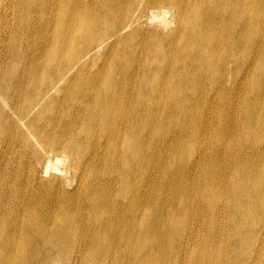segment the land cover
<instances>
[{"label": "bare ground", "instance_id": "6f19581e", "mask_svg": "<svg viewBox=\"0 0 264 264\" xmlns=\"http://www.w3.org/2000/svg\"><path fill=\"white\" fill-rule=\"evenodd\" d=\"M0 264H264V0H0Z\"/></svg>", "mask_w": 264, "mask_h": 264}, {"label": "rangeland", "instance_id": "374dc122", "mask_svg": "<svg viewBox=\"0 0 264 264\" xmlns=\"http://www.w3.org/2000/svg\"><path fill=\"white\" fill-rule=\"evenodd\" d=\"M149 15H150V14H149ZM154 21L156 22V20H154ZM155 22H152V24L154 25V24H155ZM157 24H158V21L156 22V24H155V25L157 26ZM177 124H178V123H177ZM177 124H176V125H177Z\"/></svg>", "mask_w": 264, "mask_h": 264}]
</instances>
